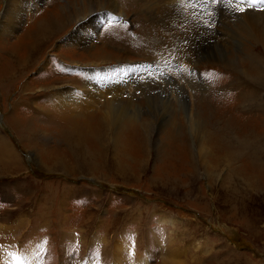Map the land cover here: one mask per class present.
<instances>
[{"label":"rangeland","instance_id":"374dc122","mask_svg":"<svg viewBox=\"0 0 264 264\" xmlns=\"http://www.w3.org/2000/svg\"><path fill=\"white\" fill-rule=\"evenodd\" d=\"M190 1L212 27L194 65L202 80L173 65L163 83L140 78L168 52L156 28L170 25L148 0H0V264H264V47L232 31L264 3ZM46 19L63 31L29 51L26 32ZM89 21L95 33L77 42ZM121 29L131 46L103 40ZM120 69L131 75L122 96L86 95V80L104 92ZM66 87L84 103L62 105L53 88ZM118 97L119 124L86 135L85 154L62 140L63 125Z\"/></svg>","mask_w":264,"mask_h":264},{"label":"bare ground","instance_id":"6f19581e","mask_svg":"<svg viewBox=\"0 0 264 264\" xmlns=\"http://www.w3.org/2000/svg\"><path fill=\"white\" fill-rule=\"evenodd\" d=\"M21 1H24V3H26V0H21ZM251 1L254 2L255 0H251ZM148 2L149 3H147V8L150 9L151 12L154 14V15H151V16H155L156 18L157 17L158 18L162 17V18H159V19L164 24L170 25V26L166 27V26L161 24L160 27L158 26L156 28L157 31L159 30V31H161L163 33V36H162L163 41L158 44V46H159L158 49H159V51H161L162 49L164 50L163 47H165L168 50V52L167 53L166 52L165 53L162 52L161 56L157 55L155 57V59H156V61L158 63V66H156V69H158L157 76L150 77L149 75H146V76L143 75L142 77H140L141 76L140 75L139 77L143 78V79L147 78V79H149V81H151L152 79H153V81L157 79V81L161 80V82L165 83L166 81H168L167 77H170V75L173 73L172 69H174L173 68V65H174V67L176 69H178L179 72H180L181 69H183V68L186 69L187 68V69H189V73H190L191 76H193V77H195V78H197L199 80H202V77L199 76L198 75V71H196V70H198L197 67H195L194 65H195V62L199 60V56L201 55V50L204 48L202 37L206 36L207 30L211 31L212 27L207 24L208 23V22H206L207 19H205L201 15V10L199 8L200 6L195 4L194 2H191L190 0H172V1H168V0H148ZM11 4H12V2H10V8H11ZM24 6L27 7L28 5L27 6L24 5ZM20 8L22 9V7H20ZM115 8H119V4H117L115 6ZM236 8H238V7H236ZM8 9H9V7H7V9H6L7 14L6 13L4 14V20H6V21L12 20L13 22H16L15 19H13L14 17H16V15H10L8 13V11H7ZM94 10H92L90 12H93ZM14 11L17 13V11L15 9H14ZM112 11H117V9L116 10H112ZM251 11H254V10H251ZM151 12H149V13H151ZM98 13H101V12H94L95 17H100V15H98ZM255 14L256 15H253V14L249 13L247 15V20L246 21L241 20L240 23L237 26H235L238 32L236 30H234V29H232V31L235 32V36L237 34L238 37H241V38L253 39V40H255L256 43H258L262 47H264V15H262L261 17L259 16V18H258L257 17V13H255ZM64 24H65V22L63 20H59V21H55L54 20V21H52V20L46 19L42 26H40V27L37 26L35 29H32L31 31L26 32L27 34L25 33L26 34L25 36H26V38H28L27 40H30L27 43L26 49H28L30 51V48H32V46H33V43L31 42V40H33L35 38L40 39L42 37H45L46 35L50 36L51 38L54 37L57 33H59L60 31H63ZM156 25H158V24H156ZM96 27H97V24L96 23H92L91 21L88 22L87 26H86V23H81V24H79V27H78L79 30L74 35V38L73 37L72 38L75 39L77 42H78V39L82 38V39H84L82 42H86L87 39L89 38V36L91 35V33H95L94 30L96 29ZM9 28H10V25L8 27L7 24H5L4 26H2L1 30L7 31ZM114 28H118V27H114ZM120 31H121L122 36H118V34L115 31H112V32H115V34H112V32L111 33L107 32L106 35H105L106 39H103V40H107L106 41V43H107V42H115V41L112 40V39H114V40L118 41V42H115V43H118V44L121 43L124 46H127V45L131 46L132 45V43H131L132 41H131L130 38H128L129 36L125 35L123 29H121ZM209 33L210 32H208V34ZM37 34H38V36H37ZM198 35L200 36V38H198ZM105 36H103V37H105ZM39 44L40 43L36 44L35 46H33V48L36 47ZM138 52H140V53L144 52V54H145L144 57L149 55V52L145 51L144 49L143 50H139ZM153 54L154 53L152 52L151 53L152 57H153ZM121 57H124V56H121ZM125 58H123V60H122L123 62H124ZM159 59H164V60H160L159 61ZM166 59L172 60V62H167ZM151 62H155V60H152ZM120 68H122V67H120ZM111 69L114 70L113 67ZM125 70L128 72L127 69H125ZM125 70L123 69V70L119 71L118 72L119 75H116V74L113 75L114 72H111L112 75H110L111 73H110V71H108L107 75H109L111 77V80H108V82L110 81V85L106 86V88H108V89H105L104 92L101 91V86L102 85H100V84H99V86L96 85L94 83V79H88V81L86 80V82H85V84H86V90H85L86 95L89 96V98H90V97H92L93 93H95V92H99L97 95L100 96V95L105 94V92H107V91H112V92L120 93L121 94L120 96H122L124 94L125 90L126 89L128 90V87H130V84L127 83L126 79H128L131 75L126 76V77H123L121 75V74H124ZM258 73H259V71H258ZM260 74H261V72L258 74V76ZM175 75H176V77H178L177 76V72L175 73ZM175 75H173V76H175ZM176 77L170 78V79H172V81H173V79H175ZM60 79L61 78H53V80H50V82L47 85L56 88V86L58 84H61V82H62V80H60ZM69 79L75 80V79H78V78L77 77H69ZM141 83H142V81H141ZM120 84H122V85H120ZM145 86H146V80H145V83H144V87ZM202 86L203 85H200V87H202ZM144 87H142V89H144ZM55 88H53L54 91H55L54 92L55 97L57 98V100L61 101V104L64 105L66 108L69 107V106H73V103H77V104H80V105L82 103H84L83 102L84 97H83L82 101L80 100V95L82 93H79L77 96L74 94L76 89L75 90H69V89H67V87H66V89L65 88L64 89H62V88L55 89ZM110 93L111 92H109V95H110ZM50 95H51V93H48V96H50ZM106 96H108V95L106 94ZM119 97L116 98V100H114V99H110V100L106 99V101L104 103L105 106H104V109H102V112H100V114L98 115L97 118H93L92 120H90V122H89L88 119H86L85 121L83 120L79 124H75L74 122H72L73 126H71V127H70L69 124L68 125H66V124L63 125V127H61L62 128V134H61L62 140L67 142L69 145H73L74 148H75L74 152H81V154H85L86 152H82L79 148L83 147L86 135H88L90 133V134H92L91 136H95L94 132L96 130H94V129H98V128H101V127H104L103 131L106 132L107 123H109L110 125H111V123L113 125H118L119 124L118 122L121 120V117L123 115V109H124V107H122L121 103H117L118 99L120 101L122 100V98H119ZM67 98H70L69 101H66ZM88 103H89V101H85V105H83V106H86ZM58 114L67 115V113H65V112H60ZM61 118H63L64 122L68 121L67 118H65V117L61 116ZM87 122H88V124H87ZM18 129H20V128H18ZM134 131H136V129H134ZM246 131H247V135L249 137V133L251 132L250 128H247ZM101 133H102V130L98 129V136L99 137H100ZM241 147L243 148V145ZM221 149H224V152H226V155L228 157H231V151H230L231 149L227 145H225ZM173 150H174V148H173ZM236 151H237V149H236ZM238 151H239V149H238ZM87 153H89V152H87ZM93 153L94 152H92V154ZM98 153H99V151H98ZM217 154L215 153V156ZM255 156H256V154L253 153L251 156H248L247 159H252V157H255ZM85 157H86V155L83 158H85ZM83 160H85V159H83Z\"/></svg>","mask_w":264,"mask_h":264},{"label":"snow or ice","instance_id":"6c2138e0","mask_svg":"<svg viewBox=\"0 0 264 264\" xmlns=\"http://www.w3.org/2000/svg\"><path fill=\"white\" fill-rule=\"evenodd\" d=\"M242 3H249V0H241ZM262 3H264V0H261ZM241 11H243L244 9H239ZM17 264H20V262L18 261Z\"/></svg>","mask_w":264,"mask_h":264}]
</instances>
